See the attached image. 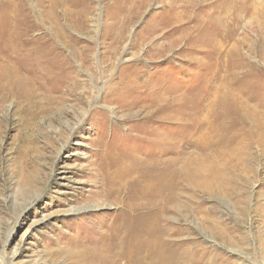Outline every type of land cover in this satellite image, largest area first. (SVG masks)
Listing matches in <instances>:
<instances>
[{
    "label": "rangeland",
    "instance_id": "rangeland-1",
    "mask_svg": "<svg viewBox=\"0 0 264 264\" xmlns=\"http://www.w3.org/2000/svg\"><path fill=\"white\" fill-rule=\"evenodd\" d=\"M187 1L0 0V264H264V0Z\"/></svg>",
    "mask_w": 264,
    "mask_h": 264
},
{
    "label": "bare ground",
    "instance_id": "bare-ground-1",
    "mask_svg": "<svg viewBox=\"0 0 264 264\" xmlns=\"http://www.w3.org/2000/svg\"><path fill=\"white\" fill-rule=\"evenodd\" d=\"M226 1H230V0H226ZM188 2H191L190 0H188L187 1V3ZM169 5H170V7L171 8H182L183 6L179 3H177V2H175V0H169ZM189 4H191V3H188V5ZM7 5V4H6ZM192 5V4H191ZM185 6V5H184ZM3 9V8H2ZM8 21H11V19H7ZM15 22H14V26H15V28L16 29H19V31H18V33L20 34L21 33V31L23 30V28H21V22L20 21H17V20H15V19H13ZM8 21H6V22H3V24H2V26H3V28H2V30L0 31V37H1V45H6V47H7V49H8V46H7V44L6 43H8V42H11L12 40H16V39H19L18 41H20L21 40V38H18L17 36H14L13 34H8L7 33V30H5V33H4V27H8L7 26V24H8ZM29 26V25H28ZM1 29V28H0ZM12 38H14V39H12ZM20 43V47H21V45H25L26 44V42L24 41V40H21V42H19ZM9 54V52H7V50H6V54H5V56H6V58H4L5 60H8L9 58H8V55ZM35 56V55H34ZM3 66V65H2ZM0 68H2L1 67V64H0ZM262 124V123H261ZM260 127L258 128V129H260L261 128V125H259ZM257 127V126H256ZM263 127V126H262ZM264 129V128H263ZM257 132V134H258V132H262L261 130H257L256 131ZM254 133V132H253ZM262 136H263V134H261V133H259V137H261L260 138V140L261 141H264V139L262 138ZM251 139V138H250ZM249 139V140H250ZM256 139V138H255ZM256 141V140H255ZM237 198V197H236ZM256 203H258L259 204V202H256ZM235 205H237V209H239V212L240 213H244V206L242 205V207L243 208H241V200L240 199H238L237 198V200H235ZM259 206H260V204H259ZM258 206V207H259ZM257 207V208H258ZM263 207V210H262V212H261V216H263L264 217V204H262L261 206H260V208H262ZM248 209V208H247ZM254 215V214H253ZM253 215H252V217H253ZM251 220V219H250ZM252 221V220H251ZM144 249H145V251H146V257L149 259V260H154V259H156V258H158V252L162 255V260H163V264H192L193 263V256H191V255H189V254H187V253H183L182 251H179V252H177V254L174 252V254H173V259L171 260V255H165L164 253H165V248H161L160 250H159V246H155L154 245V243H150V245H149V247H144ZM155 253V254H154ZM154 261H156V260H154Z\"/></svg>",
    "mask_w": 264,
    "mask_h": 264
}]
</instances>
